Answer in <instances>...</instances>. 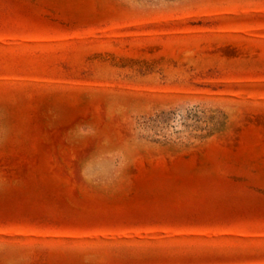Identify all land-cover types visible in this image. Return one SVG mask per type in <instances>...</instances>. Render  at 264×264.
<instances>
[{
    "label": "rangeland",
    "instance_id": "rangeland-1",
    "mask_svg": "<svg viewBox=\"0 0 264 264\" xmlns=\"http://www.w3.org/2000/svg\"><path fill=\"white\" fill-rule=\"evenodd\" d=\"M0 264H264V0H0Z\"/></svg>",
    "mask_w": 264,
    "mask_h": 264
}]
</instances>
